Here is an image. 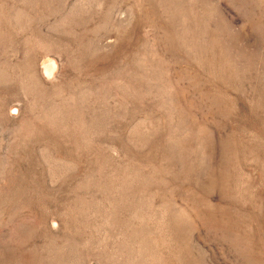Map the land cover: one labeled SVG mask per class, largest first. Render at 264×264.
Wrapping results in <instances>:
<instances>
[{"label":"rangeland","instance_id":"rangeland-1","mask_svg":"<svg viewBox=\"0 0 264 264\" xmlns=\"http://www.w3.org/2000/svg\"><path fill=\"white\" fill-rule=\"evenodd\" d=\"M0 264H264V0H0Z\"/></svg>","mask_w":264,"mask_h":264}]
</instances>
